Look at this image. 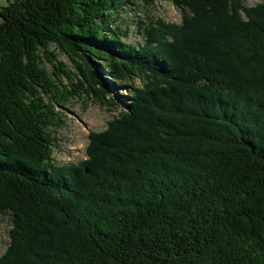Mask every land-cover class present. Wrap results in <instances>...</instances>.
Wrapping results in <instances>:
<instances>
[{
  "label": "trees",
  "instance_id": "obj_1",
  "mask_svg": "<svg viewBox=\"0 0 264 264\" xmlns=\"http://www.w3.org/2000/svg\"><path fill=\"white\" fill-rule=\"evenodd\" d=\"M133 1L0 4V264H264V2L171 0L137 46ZM83 96L128 104L57 166Z\"/></svg>",
  "mask_w": 264,
  "mask_h": 264
},
{
  "label": "rangeland",
  "instance_id": "obj_2",
  "mask_svg": "<svg viewBox=\"0 0 264 264\" xmlns=\"http://www.w3.org/2000/svg\"><path fill=\"white\" fill-rule=\"evenodd\" d=\"M243 2L246 7H252L263 3L264 0H243ZM0 4L6 5V0H2ZM121 17L128 19L131 23L128 27V41L137 46L144 45V37L139 32L140 23L148 24V22L156 21L157 19H163L168 23H182V14L171 0H155L152 4H147L145 0H135L121 10ZM242 17L243 19L246 18L243 15ZM51 49L56 50V47L53 46ZM56 52L59 54L58 60L77 73L70 57L65 53H60L59 50H56ZM46 66L51 68V70L53 69L49 63ZM104 77H107V75ZM137 84H141L140 81H137ZM109 94L114 97L113 93L109 92ZM124 103L128 104V101ZM124 103L122 107L112 109L107 101L103 103L96 98L83 96L82 98L73 99L62 107H58L56 111L62 121L53 130V137L56 140V146L52 151L54 164L64 166L78 164L86 160L89 133L91 131H104L110 121H113L122 111L126 110ZM11 229L9 217L0 215V257L10 244L9 231Z\"/></svg>",
  "mask_w": 264,
  "mask_h": 264
},
{
  "label": "water",
  "instance_id": "obj_3",
  "mask_svg": "<svg viewBox=\"0 0 264 264\" xmlns=\"http://www.w3.org/2000/svg\"><path fill=\"white\" fill-rule=\"evenodd\" d=\"M87 172H89V171L87 170Z\"/></svg>",
  "mask_w": 264,
  "mask_h": 264
}]
</instances>
